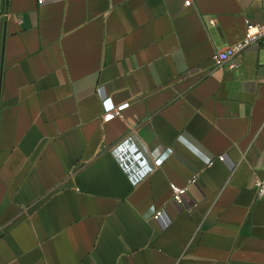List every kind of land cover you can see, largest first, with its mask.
<instances>
[{
  "label": "crops",
  "instance_id": "crops-1",
  "mask_svg": "<svg viewBox=\"0 0 264 264\" xmlns=\"http://www.w3.org/2000/svg\"><path fill=\"white\" fill-rule=\"evenodd\" d=\"M42 1L0 0V264H264V49L213 64L261 0Z\"/></svg>",
  "mask_w": 264,
  "mask_h": 264
},
{
  "label": "built area",
  "instance_id": "built-area-1",
  "mask_svg": "<svg viewBox=\"0 0 264 264\" xmlns=\"http://www.w3.org/2000/svg\"><path fill=\"white\" fill-rule=\"evenodd\" d=\"M39 3H42V0H38ZM192 4V0H184V6L189 7ZM261 6L264 9V0H261ZM252 45H259L262 49H264V22L261 25H253L249 22L246 24V32L244 37L238 41L237 43L225 47L224 49L218 51L213 56V64L215 68H220L223 65L229 64L230 67H235V64L232 63L234 58L244 52ZM103 107V115L102 122L108 123L115 119H122L124 111L129 107V104H125L122 106L115 107L110 99L102 100ZM130 141L132 139L130 138ZM170 153H166L164 158L157 159L154 161L152 165H150V169L154 171L161 162L164 161L168 157ZM141 155L143 156L142 152ZM220 161H224V157H219ZM211 164V160L209 165ZM196 183V178H193L189 181V185H193ZM171 191V200L181 205L183 204V197L186 195L188 188L187 187H178L175 184H170ZM255 197L257 200L264 199V177L255 181ZM163 214V210H152L150 214V220L157 221Z\"/></svg>",
  "mask_w": 264,
  "mask_h": 264
}]
</instances>
